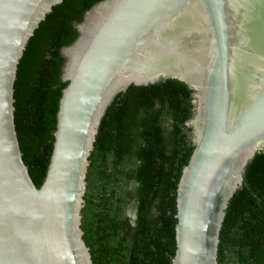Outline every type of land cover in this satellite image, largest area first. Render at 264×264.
Returning a JSON list of instances; mask_svg holds the SVG:
<instances>
[{
    "label": "water",
    "instance_id": "1",
    "mask_svg": "<svg viewBox=\"0 0 264 264\" xmlns=\"http://www.w3.org/2000/svg\"><path fill=\"white\" fill-rule=\"evenodd\" d=\"M64 0H0V264H94L81 229L102 120L132 86L194 93V153L177 191L173 264H218L230 200L264 152V0H104L62 49L64 89L37 187L15 123V84L36 30ZM135 218V216H134Z\"/></svg>",
    "mask_w": 264,
    "mask_h": 264
},
{
    "label": "trees",
    "instance_id": "2",
    "mask_svg": "<svg viewBox=\"0 0 264 264\" xmlns=\"http://www.w3.org/2000/svg\"><path fill=\"white\" fill-rule=\"evenodd\" d=\"M104 0H64L41 23L20 61L15 123L30 175L47 176L64 89L62 49ZM194 93L168 80L132 86L102 120L89 157L81 229L94 264H173L177 191L193 153ZM135 216V218H134ZM218 264H264V152L248 165L220 232Z\"/></svg>",
    "mask_w": 264,
    "mask_h": 264
}]
</instances>
